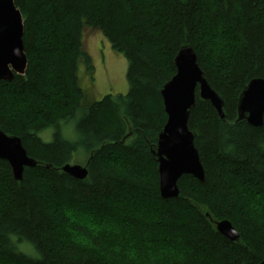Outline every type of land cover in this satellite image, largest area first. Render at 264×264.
<instances>
[{"label": "trees", "instance_id": "1", "mask_svg": "<svg viewBox=\"0 0 264 264\" xmlns=\"http://www.w3.org/2000/svg\"><path fill=\"white\" fill-rule=\"evenodd\" d=\"M15 4L28 66L10 81L0 79V129L19 136L39 164L17 181L0 159V264L263 261L264 125L237 121V104L251 79L264 78V0ZM92 31L128 60L129 89L85 105L79 82L94 68L86 48ZM189 44L224 99L227 121L197 90L188 125L205 180L183 175L180 197L164 200L150 145L167 120L160 90ZM73 122L75 139L65 134ZM48 129L53 136L45 141ZM80 150L87 154L84 180L60 169ZM224 219L239 231V242L217 231L215 222Z\"/></svg>", "mask_w": 264, "mask_h": 264}, {"label": "water", "instance_id": "2", "mask_svg": "<svg viewBox=\"0 0 264 264\" xmlns=\"http://www.w3.org/2000/svg\"><path fill=\"white\" fill-rule=\"evenodd\" d=\"M24 20L15 0H0V79L12 80L15 74H25L28 59L23 42ZM175 74L168 80L160 94L167 120L157 135L150 152L158 164L159 190L164 200L179 198V180L192 175L201 182L205 170L200 153L195 146L196 132L189 128V119L199 98L209 103L218 116L227 121L224 99L211 86L200 67L192 45H184L174 58ZM237 121H247L255 128L264 125V78L251 79L239 95ZM0 159L6 160L17 181H22L26 167H36L39 162L31 157L22 139L0 129ZM61 171L78 179L88 176L87 164L66 163ZM217 231L232 242L240 241V233L228 219L215 222ZM258 264H264V260Z\"/></svg>", "mask_w": 264, "mask_h": 264}, {"label": "rangeland", "instance_id": "3", "mask_svg": "<svg viewBox=\"0 0 264 264\" xmlns=\"http://www.w3.org/2000/svg\"><path fill=\"white\" fill-rule=\"evenodd\" d=\"M86 48L92 57V73H84L85 67L82 65V71L86 75L80 78L86 97L83 100L85 105L94 101H100L104 96L112 94L113 96L125 95L128 92L129 85L127 79L128 60L118 52H115L110 41L100 31H92L87 34ZM65 134L71 139L76 138L75 122L67 126ZM53 136V129H48L41 133L45 141H50ZM87 154L84 151L75 153L72 164L84 165ZM73 218L76 214H69ZM79 220H86L79 219ZM30 251V250H29Z\"/></svg>", "mask_w": 264, "mask_h": 264}]
</instances>
